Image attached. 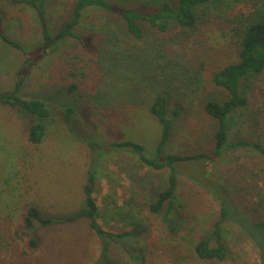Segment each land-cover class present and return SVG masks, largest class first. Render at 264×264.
Segmentation results:
<instances>
[{"label": "rangeland", "instance_id": "1", "mask_svg": "<svg viewBox=\"0 0 264 264\" xmlns=\"http://www.w3.org/2000/svg\"><path fill=\"white\" fill-rule=\"evenodd\" d=\"M75 1H45L50 31L57 32L71 19ZM125 1L150 13L168 0ZM213 16L199 12L195 28L173 21L165 32L141 22L144 34L137 38L117 13L88 8L75 33L94 35L95 50L85 51L78 39L70 37L29 67L20 94L47 101L53 116L45 119V139L34 144L28 138L29 115L37 116L0 103V264H103L104 240L90 226L88 215L64 220L86 207L84 186L91 171H95L90 184L100 204L102 227L133 233L110 238L107 264H263L257 237L264 238V227L249 231L264 221L262 153L241 146L214 159L177 162L176 210L168 214V203L153 212L145 202L155 201L168 185L169 171L140 164L133 148L120 145L139 143L147 156L163 160L170 153L195 154L215 147L219 121L205 105L226 98L212 75L215 63L228 57V46L218 50L210 43L204 46L196 31L205 32ZM0 17L9 37L35 52L44 38L35 9L0 0ZM105 22L113 25L107 35ZM13 55L12 47L0 37L2 93L11 83L5 73L18 66ZM76 65L90 66L88 70L95 73L98 85L93 91H68L63 75ZM80 73L77 76L84 81L86 76ZM157 95L166 97L171 120L162 158L158 147L163 126L149 103ZM263 98L250 99L251 104L234 115V128L244 120L236 131L242 139L264 142ZM69 106L77 111L71 121L65 118ZM175 110L179 113L174 116ZM3 111L15 115V122L6 120ZM32 205L40 207L43 216L60 221L46 226L36 222L29 228L24 216ZM220 219L228 256L203 261L195 244L203 237L215 244L214 229Z\"/></svg>", "mask_w": 264, "mask_h": 264}, {"label": "trees", "instance_id": "2", "mask_svg": "<svg viewBox=\"0 0 264 264\" xmlns=\"http://www.w3.org/2000/svg\"><path fill=\"white\" fill-rule=\"evenodd\" d=\"M14 2L27 3L37 14V20L40 22L44 32V38L35 47V52L29 53L21 44L12 40L6 31L1 27L3 19L0 17V36L9 44L19 48L25 55V64L19 73V80L15 83V89L12 92H0V103L8 104L14 108L21 107L35 114L33 115L29 125L28 138L29 141L37 144L42 142L47 135L48 125L45 119L53 116V111L47 101L38 98H25L20 92L23 88L24 79L28 74L29 67L39 60L44 59L54 52L56 45L60 41H64L70 37L78 39L85 51L93 52L95 46L93 43L94 35H79L75 33V27L80 23L81 17L88 8H98L107 11H113L120 15L126 22L128 32L134 37L141 38L144 30L141 22H147L152 27H157L165 32L173 21L181 26L195 28L198 24V13L206 12L214 15L209 26L204 31H199L202 35L201 40L204 46L211 44L213 49H220L225 45L228 50H224L226 57L223 61L215 63L213 68L212 80L217 87L226 92L224 101L211 100L206 103L207 112L219 121V128L215 134V147L210 152H200L195 154H167L163 159H154L146 155L145 148L136 142H122L120 145L133 148L137 153L139 163L155 169H166L169 171L168 185L160 190L157 199L148 203L149 208L153 212H159L162 207L168 203L169 214L172 210H176L175 195L177 191L178 178L176 174V163L180 161L220 157L223 152L240 149L243 147H251L264 155V142L249 141L238 136L236 131L241 130L244 120H240L237 127L234 128V115L238 114L242 108L251 104L250 99L264 96V0H175V2L164 1L153 12L147 13L141 11L138 7L129 5L125 0H117L120 6L115 5L111 0H76L74 3L73 15L70 20L57 32L49 29L46 14V0H12ZM105 35L112 32L113 25L105 22L102 26ZM194 30V31H195ZM206 31L208 36L205 37ZM197 39V38H195ZM198 41L195 42V44ZM214 60L217 61V58ZM205 64L204 62L202 63ZM91 65V64H90ZM92 66V65H91ZM93 67V66H92ZM90 66H75V69L68 70L66 77L67 88L69 92L81 91L86 94L87 91H93L97 87V81L92 71L88 70ZM87 69V70H86ZM94 70V68H93ZM85 74L86 79L82 81L78 78L77 73ZM65 71H63L64 73ZM95 72V70H94ZM252 82V83H251ZM92 90H87L89 87ZM248 90H251L248 93ZM256 93V94H255ZM50 97V98H49ZM47 97L51 100L53 97ZM264 99V98H263ZM150 103L152 114L159 120L163 126V134L158 147V154L162 158L163 145L165 144L170 131L171 120L168 116L167 99L163 95H157ZM264 104V102H263ZM251 111L254 110L251 108ZM174 116L178 115V111H173ZM77 111L73 106L66 107L65 118L71 121L76 117ZM95 171L89 176V182L84 186L86 207L74 215L67 216L64 220L68 221L74 217L86 214L90 219V226L103 238V264L106 263L109 240L113 237L132 236V231H124L117 233L106 230L99 222V202L94 196V189L90 182H94ZM223 215V214H222ZM223 217H225L223 215ZM226 218V217H225ZM24 220L29 228H34L36 222L46 226L54 222H58L53 217H45L41 208L32 205L29 207ZM222 219L215 224L214 234L217 242L213 244L211 239L203 237L195 244V250L199 258L203 261L225 260L228 256V250L222 241L221 230ZM260 227H264V221L257 222L254 228H248L254 232ZM172 225V229H176ZM257 243L261 248V259L264 264V238L257 237ZM194 250V253H195Z\"/></svg>", "mask_w": 264, "mask_h": 264}, {"label": "crops", "instance_id": "3", "mask_svg": "<svg viewBox=\"0 0 264 264\" xmlns=\"http://www.w3.org/2000/svg\"><path fill=\"white\" fill-rule=\"evenodd\" d=\"M8 45H10L12 47V51L14 52L13 57L17 60L18 66H15L13 68V70H11V71L9 70V68H7L9 71L5 73V76H6L5 78H7V80L9 79L10 82H11L10 85H9V88H12V87L15 88V83H16L17 79L19 78V73H20V70H21V68L23 66V63H24L26 57H25V55H24L22 50H20L19 48L15 47V46H13V45H11L9 43H8ZM10 76H12V77H10ZM5 84H6V81H5ZM2 87H3V85H1V83H0V88H2ZM9 88H5L4 92L8 93V92H11L12 90H14V89H9ZM4 116H5L6 120H8V121L15 122V120H16L15 115H13L11 113H7L6 111L4 112Z\"/></svg>", "mask_w": 264, "mask_h": 264}]
</instances>
